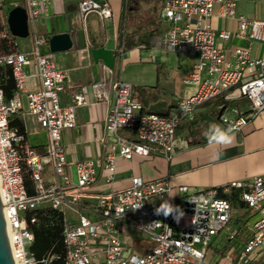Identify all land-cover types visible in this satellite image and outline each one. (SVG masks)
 Returning a JSON list of instances; mask_svg holds the SVG:
<instances>
[{
  "label": "built area",
  "instance_id": "1",
  "mask_svg": "<svg viewBox=\"0 0 264 264\" xmlns=\"http://www.w3.org/2000/svg\"><path fill=\"white\" fill-rule=\"evenodd\" d=\"M49 1L20 3L27 12L30 38L29 48L21 50L8 28L6 7L0 0V80L2 66L8 64L15 82L8 98L0 86V201L13 264H38L30 249L34 240L31 224L39 220L36 211L46 209L61 215L64 264H234L230 254L220 255V259L213 254L205 258L209 244L231 219L235 200L258 212L237 264L256 259L254 264H264V255L258 256L264 250V172L197 189L179 185L176 196L170 195L167 176L144 180L133 175L128 185L88 202L81 193L96 181L98 159L76 160L72 178L66 170L67 156L61 141L62 129L76 124L77 109L88 103L89 96L94 102H104V131L129 128L135 135L120 143L117 153L115 142L108 145L105 134L96 137L102 146L107 145L102 164L103 178L109 182L117 155L131 158L134 154L160 152L169 158L178 124L191 118L198 105L219 95L245 100V110L235 104L231 106L235 116L222 117L231 128L242 126L264 108V54L251 52L253 42H264V19L237 13V0H163L165 29L157 39L158 45L173 51L197 52V59L182 76L193 90L178 99L176 109L145 110L132 97V83L121 78L109 83L105 79L82 83L71 92L70 101L61 104L58 92L67 69L57 66L52 53L43 49L49 36L38 30L39 16ZM77 7L83 19L95 12L103 22L112 14L108 0H78ZM215 9L220 16L237 20L234 32L211 27L209 18ZM232 34L247 39L248 45H236L226 52L219 40H227ZM28 75L37 78V87L27 86ZM14 116L22 121L30 119L46 130L47 141L41 149L29 143L25 127L22 131L10 124ZM165 202L184 210L179 223L172 216L156 213ZM27 210L34 212L27 215ZM124 224L149 240L144 251L125 243ZM225 237L233 238V230L227 228ZM55 256L49 254L42 260L46 263Z\"/></svg>",
  "mask_w": 264,
  "mask_h": 264
},
{
  "label": "crops",
  "instance_id": "2",
  "mask_svg": "<svg viewBox=\"0 0 264 264\" xmlns=\"http://www.w3.org/2000/svg\"><path fill=\"white\" fill-rule=\"evenodd\" d=\"M77 1L50 0L38 19L39 32L50 36L68 31L72 38V45L67 49L52 52L49 43L43 46L45 51L52 53L57 66L67 69L63 88L58 92L60 103H68L71 92L82 83L96 79H105L109 83L121 78L132 83V97L140 101L145 110L174 111L178 99L193 90L192 85L182 81V76L197 59V52L173 51L158 45L157 39L165 29L161 16L163 0H108L112 14L103 22L95 12L88 13L83 19ZM14 2L22 3L23 0H8L6 5L3 4L8 8ZM236 12L264 19V0H237ZM209 23L215 29L225 28L232 32L238 24L234 18L220 16L217 9ZM219 41L226 52L236 45H248L247 39L234 34ZM251 52L256 56L263 55L264 42H253ZM26 70L31 72V67L26 66ZM26 82L28 87L38 86L34 75H28ZM225 104V108L238 104L246 109L243 98H229L225 94L198 105L192 117L182 120L176 127L169 158L160 152L134 154L131 158L117 155L113 178L106 182L102 160L107 145L102 146L96 137L105 134L108 145L115 142L117 153L118 145L135 135L129 128L104 131L106 104L94 102L89 96L88 103L77 109L76 124L62 129L66 170L73 178L76 160L98 159L96 181L81 193L88 202H95L100 194L109 190L128 185L133 175L144 180L167 176L171 184L170 195L176 196L179 185L197 189L264 172V108L252 114L242 126L232 128L235 137L232 143L209 142L205 133L210 125L230 127L222 119ZM218 110L217 118L222 120L221 123L214 118ZM23 123L29 143L41 149L47 141L46 130L30 119ZM123 229V239L128 246L139 251L147 248L149 240L143 234L127 224Z\"/></svg>",
  "mask_w": 264,
  "mask_h": 264
},
{
  "label": "trees",
  "instance_id": "3",
  "mask_svg": "<svg viewBox=\"0 0 264 264\" xmlns=\"http://www.w3.org/2000/svg\"><path fill=\"white\" fill-rule=\"evenodd\" d=\"M15 48V46H13ZM14 79L12 76L11 66L4 64L2 66V76L0 80V86L4 92L6 98L12 95L14 89ZM226 104L222 107L224 109ZM10 124L18 126L20 130H24V123L18 116H14L10 120ZM26 184L30 188V181L25 176ZM244 205L242 202H240ZM34 210H27L26 214L31 215ZM39 220L36 223L31 224V229L34 233V240L30 246V249L35 254L38 264H64L65 246L62 241V226L61 215L54 210L46 209L45 211H36ZM226 248L221 247L220 252ZM142 249L140 251H144ZM49 254H55L56 256L49 259L46 263L42 260Z\"/></svg>",
  "mask_w": 264,
  "mask_h": 264
},
{
  "label": "rangeland",
  "instance_id": "4",
  "mask_svg": "<svg viewBox=\"0 0 264 264\" xmlns=\"http://www.w3.org/2000/svg\"><path fill=\"white\" fill-rule=\"evenodd\" d=\"M8 0H4L3 3L6 5ZM10 9V6L8 8H5V13L7 14L8 10ZM16 39L19 44V49L24 50L25 47L29 46V36L26 37H20L16 36ZM241 111L245 110L243 106L239 107ZM218 110L214 114V118L218 120L220 123L222 120L217 118L219 114ZM224 116H227L229 118H232L235 116L234 111L231 107H227L224 110ZM31 139H33L31 137ZM257 216V212L254 211L252 208H247L245 205H242L238 201H234L232 205V217L229 220L227 226L221 230V232L212 240V242L208 246V253L205 258L207 260L211 254H213L217 259H220V255H229L231 258V261L234 264H237L238 258H239V251L243 244V242L246 240L248 233L251 230L252 222L254 218ZM230 228L234 232V237L231 239H227L225 237L226 229ZM225 246V250L220 252L221 247L223 248ZM234 248V249H233ZM230 252V250H232ZM264 255V250H261L258 254L260 258H262ZM257 259L254 260L251 263L248 264H254L257 263Z\"/></svg>",
  "mask_w": 264,
  "mask_h": 264
},
{
  "label": "water",
  "instance_id": "5",
  "mask_svg": "<svg viewBox=\"0 0 264 264\" xmlns=\"http://www.w3.org/2000/svg\"><path fill=\"white\" fill-rule=\"evenodd\" d=\"M7 22L10 32L16 37L28 36L27 12L25 7L17 3L7 12ZM49 49L54 52L67 49L72 45V38L68 31L52 33L48 38ZM0 264H13L10 244L7 236L2 204L0 201Z\"/></svg>",
  "mask_w": 264,
  "mask_h": 264
},
{
  "label": "clouds",
  "instance_id": "6",
  "mask_svg": "<svg viewBox=\"0 0 264 264\" xmlns=\"http://www.w3.org/2000/svg\"><path fill=\"white\" fill-rule=\"evenodd\" d=\"M205 134L210 143L227 145L235 139L231 127L224 128L217 124L210 125ZM156 213L163 214L165 217L172 216L176 223H179L185 216V212L180 206L168 202H165L157 208Z\"/></svg>",
  "mask_w": 264,
  "mask_h": 264
},
{
  "label": "bare ground",
  "instance_id": "7",
  "mask_svg": "<svg viewBox=\"0 0 264 264\" xmlns=\"http://www.w3.org/2000/svg\"><path fill=\"white\" fill-rule=\"evenodd\" d=\"M5 225H6V227H7V223L5 222Z\"/></svg>",
  "mask_w": 264,
  "mask_h": 264
}]
</instances>
